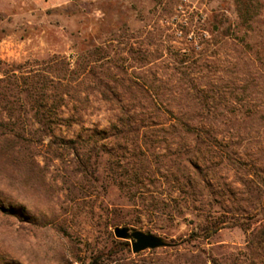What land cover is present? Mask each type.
I'll return each mask as SVG.
<instances>
[{
    "label": "rangeland",
    "instance_id": "374dc122",
    "mask_svg": "<svg viewBox=\"0 0 264 264\" xmlns=\"http://www.w3.org/2000/svg\"><path fill=\"white\" fill-rule=\"evenodd\" d=\"M4 71L0 264H264V0H0Z\"/></svg>",
    "mask_w": 264,
    "mask_h": 264
},
{
    "label": "water",
    "instance_id": "95a60500",
    "mask_svg": "<svg viewBox=\"0 0 264 264\" xmlns=\"http://www.w3.org/2000/svg\"><path fill=\"white\" fill-rule=\"evenodd\" d=\"M115 237L130 239L131 250L139 252L145 249H153L166 245V242L158 235L147 233L127 226H116L113 229Z\"/></svg>",
    "mask_w": 264,
    "mask_h": 264
},
{
    "label": "trees",
    "instance_id": "16d2710c",
    "mask_svg": "<svg viewBox=\"0 0 264 264\" xmlns=\"http://www.w3.org/2000/svg\"><path fill=\"white\" fill-rule=\"evenodd\" d=\"M37 73V72H36ZM2 76V77H1ZM32 76H36V75H32ZM10 78L8 72L4 71L0 74V82L4 81L5 79ZM52 81V79H51ZM32 89H35V83H32L30 86Z\"/></svg>",
    "mask_w": 264,
    "mask_h": 264
}]
</instances>
